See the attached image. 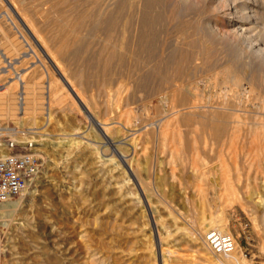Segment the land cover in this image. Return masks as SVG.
<instances>
[{
	"label": "bare ground",
	"instance_id": "6f19581e",
	"mask_svg": "<svg viewBox=\"0 0 264 264\" xmlns=\"http://www.w3.org/2000/svg\"><path fill=\"white\" fill-rule=\"evenodd\" d=\"M31 3H32V0L31 1L30 0L29 1L28 0H0V33L6 36L5 33H6V30L8 29V30H14L15 34L19 33L20 36L22 35V31H24L25 33L27 32L26 34L29 33L33 37H35V41L37 42L36 48L39 47L41 49H44L45 51L44 55H46V57L48 58L49 64L51 63L52 69L59 74V77H61L60 80L62 81V83L64 81L67 88L75 95V97L77 98V101L79 102V105H81L83 112L87 114L86 118H89L91 122L95 124V126L104 136V138L107 139L108 144L117 146V150H115L114 155L111 158L106 159L105 156H103L105 159L104 158L99 159L98 157L97 159L99 161H96L97 159L95 160V162L98 163V168L101 171L105 172L106 174V177L102 179L104 180L103 182L106 183L105 185L106 190L103 191L105 193L103 194L104 196L103 195L102 196L103 197L107 196L106 197L107 199L113 198V204H106L107 206L104 208V211L101 214L97 215L95 219L97 223L96 225L97 231L95 232V237H92L90 232L87 229H84L85 227L83 229L81 228L80 234L79 233L77 234L79 235L78 237H79V240L82 246L81 249L83 250L81 252H82V255L84 256L82 258L83 261H80V262H76V260L74 259L75 257L74 258L72 257L76 262L75 264H170V259L172 258V255H174L173 254L174 251L171 250V244L175 243V245L179 246L180 244H184V243H189V244L192 243L198 248L197 250L199 252L208 251L207 249H210V247L207 244L205 235H206V232L210 230V228L214 230H218L219 232L223 234L230 235L229 221L224 211L221 213V215L219 214V216L218 215H215V216L212 215V217L210 216L209 219L208 217L206 218L204 214L199 215L198 213V215L194 219L193 225H191L192 229L189 230V232L184 231L183 228H180L178 226L179 221H178V218L175 216V214L173 215L172 213H170V219H169L171 222L170 223L171 225H170L169 222L167 221L168 218L165 219V216L164 218H162L163 216L162 217L159 216L158 212L160 210L158 208H155L158 210L150 209L147 212L146 207H148V205L152 206V204L150 203H153V202H150V198L148 199L146 197V191H147L145 187L146 181L144 182V179L142 177L143 174L141 175V168H140L141 166L139 167V164H137V161H136L137 159L140 158V156L137 155L139 154L138 146L140 145L139 144L140 138L134 139V136L137 134L139 136L143 134L147 135L146 132H149V129H146V127H148L149 125L144 126V129H139L137 131L134 129H131V130L136 131V133L141 131L140 133H137V134L133 133V138L127 139L128 136L122 138L121 134L127 135V133L129 132L128 130L126 131L122 130V132L124 131V133L119 134L121 135V137H118L117 133L121 131L122 127L121 128L119 127L120 131L117 132L116 129L118 128H115V127H118V126H115L112 128L110 127L111 126L110 123H108V121L112 118L109 119V117L108 118L105 117L104 118L105 120L106 119L107 120L109 119V120L102 121L101 119H99L100 118L99 116H98L99 118L95 116L97 114L92 113L94 109L91 108V106L93 105L95 106L97 104L96 100L92 98L91 99L92 103L91 102H90L91 104L87 103L84 99L85 97L84 95L86 93L84 92L85 94L83 95L82 94L83 92H81V91L86 90V88L89 85L88 83H90L88 81L83 82L84 81L83 78H86L87 80V78H89L90 75L89 73L88 74L83 73L80 70L81 68H78L76 66L74 67L73 63H71V62H74L75 60L74 58L76 57V55H78L77 50L75 51V49L73 48V43L71 42L73 40H74L73 42H78V41L81 42V39H82V42L85 48L88 49V51L93 50L98 53L97 60L96 59L94 60L98 61L99 65H101L99 68L102 67L101 70L103 69L102 74L99 76L100 77L99 84H101V87L102 86L106 87L107 84L109 83V80H112L110 79L111 78L110 66L113 63H115L114 66L116 65V68H118L117 72L115 73L116 75L115 79L117 78V75H120V76L125 75V77L127 76L128 78L129 77L128 72H126L127 74L126 73L122 74V72L124 71V69L127 71L130 68L131 72L129 70L128 71L131 73L130 74L131 78L130 77L129 78L133 80L134 85L137 87L139 86L142 78H144L145 81H148L149 79L152 80L151 78H149L150 76L148 75L149 71L148 72L145 71L146 73L143 76L140 75L139 72H140L141 66H143V69L152 67L151 70L153 69L154 71L153 72L154 75L152 73L153 77L163 76L162 79L164 78L163 79L164 84H166L167 86L168 85L170 86L169 87L170 89L169 97L170 98L169 97L168 98L173 104L172 105L171 103H169L172 106V110H173L172 113L175 117L180 118V120L184 122L183 124L188 128V130L184 133L182 132L180 133V130H179V133L176 135H174V132L176 133V131L173 130L172 133L174 137H172L168 135L170 134L168 130L170 128V125H169L170 123L168 122V120H165V121L161 120L159 121L160 125L158 126V129L156 131L154 130V133L152 134L153 136L155 135L157 139L159 138L163 140V142H166L167 140H169V136L172 137L170 138L171 141L175 137L178 138L179 143H181L179 139H183L184 143L183 142L181 143L182 147L180 144L178 145H180V148H181V155H183V157L186 156L184 157L185 159L183 158L184 160L186 159L191 160V161L194 160L193 152L195 151V149H198L197 144L199 141H202L203 143H205L206 140H209V142L210 143L212 142V144H215V143L218 144L220 140H221V143H223L224 140L222 141V139H225V140H228V143L229 142L233 143L238 138L237 134L239 136H242V134L244 133L243 134L244 136L242 137H244L245 139V144L243 145L244 146L246 145L245 148L247 147V154L250 156V158L253 161L254 159L252 155L250 154L251 153L250 151L252 150V148L254 150V147H256L257 148L256 150L258 151L257 152L258 160L261 163L264 161V0H55V2L52 3L51 5L52 7L51 9H49V11L45 10L44 12L43 10V12H41L39 15L37 12L40 11V9H37V11H35L34 8L30 6ZM64 5H67V9L62 8V6L64 7ZM41 8L43 9V6ZM50 16H54L56 17V19H54L49 25L48 22L53 19V17H50ZM35 17L39 19L44 18V22L46 19L45 23L49 25V28L44 26L46 27L44 30L43 27L42 28L40 26L37 27L35 22H37L38 24V21H42L41 23L39 22L40 24H42L43 20L36 19L38 21H35L34 19ZM47 19H51V20L47 22ZM189 20H191V22ZM164 21L167 23V25H169V28L178 27L176 29L181 30V31L180 30L178 31L179 38L176 37L178 39L174 43H170V44L167 43L166 38H165V41L162 40L163 42L157 41L158 38L156 37L157 33L155 32V30L158 26L162 25L161 23H163ZM195 22H197L198 25ZM48 29L51 30V33H53L56 37L54 35L53 36L56 39H58L57 42L59 45L55 43L54 41H53L54 43L52 44L54 45L57 44V47L60 46L59 50H63L60 48L61 46H64L66 43L64 42V39H67L65 36L69 37L68 39H72V41L71 40L67 41V43L69 42L71 44L69 46V49H72V48L74 49L70 57V59L72 58L73 60L67 63V65L69 64L68 67L67 65L63 66L66 61L65 62L63 60L61 61V59L56 57L57 53L55 52H58L59 51L58 49H55L56 51L54 52L51 49V52H50V47L44 46L46 38L44 37V35H41V34L43 30L46 31ZM176 29H173V30H176ZM191 30L196 31V33H198L200 36L199 37L200 46L198 45L199 49L197 48V50L195 49L196 48L195 39L193 38L194 40L192 39V41L187 40L189 39V36H187L186 33H189V32L193 33V31ZM179 32H183L184 36L180 35ZM196 33H193V34L197 36ZM3 35H2V42L4 43L5 46L3 45L4 47H2V49L6 47V53L11 52L12 50L14 52V50L16 49L20 50L22 47H26V46H29V48L33 50V48L29 45L30 44L29 40L27 41L25 37H24V40H22V42H18L16 40L8 42L9 39L4 38ZM18 35L16 37H19ZM176 35H177V32H176ZM180 36H183V37H180ZM51 37H52V34L50 38ZM54 37L53 39H55ZM43 38H45V40ZM53 39H50V40L52 41ZM23 42H25V45H22ZM48 43H51V42H48ZM48 43H45V45H47ZM214 46L219 48V54H221L222 57L225 56L226 60L224 59L223 60L224 62L222 61L223 63L220 64L218 68L216 67V70H213L214 72L217 71L215 72V74L212 71L213 76L211 75V77L212 78L214 77L213 78L214 81L216 80V83L218 84L220 83L223 86L224 84L226 86L228 84L230 86L229 89L231 92L230 94L231 98L229 97V100L233 101V104L230 101L231 104H228V105L202 106L200 104L201 105L200 106L198 104L200 103L199 101H201L202 96H200L199 98V94H198L199 92L197 93L198 95H194L196 93L192 94V96L194 95L195 98L194 97L192 98V96L189 97L188 94L190 92H187L185 90L186 86H183L181 84L177 85L176 82L179 81L181 77L184 80L185 79L184 77L189 76L188 73L190 72V69L191 70L194 69L193 70L194 74L197 73L198 69H202V72H203L204 66L208 62L207 60L211 57L210 56L209 58H207V54L208 53L210 54L209 51L213 49ZM46 49L49 51V53L48 51H46ZM194 50H196V52ZM71 51L72 50H70L69 52ZM52 52L55 54H53ZM153 53H156L155 56H152ZM59 54H61V52ZM83 57H86V55ZM86 59L88 58L86 57ZM40 60H41V57H40ZM198 60H201L202 62L198 63ZM68 61H69V58L67 62ZM209 62H212V60L211 61L209 60ZM94 63L92 64L89 63L88 65L85 64V66L86 68L94 67L95 69V65L97 64L93 65ZM125 65H127V67L129 68L126 69ZM7 67H10V65H8ZM113 68L116 69L115 67ZM164 69L166 70L163 72ZM4 71L8 72L9 70L3 69L2 72ZM98 71H100V69ZM113 71L115 72V70ZM97 74L99 73L97 72ZM48 75H49V82L47 81V83L49 85V89L47 90L49 91V93L48 92L47 93L49 97H48L47 103L43 102L45 101L44 99H46L47 97V96L45 97V92H42V89L40 88L41 86L38 88L36 84H32L36 86L34 87L32 85H28L26 82L27 85L26 84L23 85V91L21 93L19 92L17 95L13 87H10V88L6 87L4 91H2L0 88V120L2 119V117L15 116L16 113L17 115H24V114L34 115L38 113L39 111H43V110L48 111L49 113L50 104H52V102L54 103L57 102V104H61L62 101L64 100V96H63L64 93L62 92L63 95L59 93L60 83L58 84L57 79H53L49 73ZM17 76L20 77V78L18 77V80L21 81L22 75L16 74V77ZM195 77L197 76L195 75ZM211 77L210 79H212ZM127 78H125V81L127 80ZM197 78H195V80ZM121 79L119 78V80ZM123 80L124 79H122V81ZM74 81H76L78 85L74 83ZM125 81H123V83ZM128 81H130L129 83H132L131 80L128 79ZM196 81L195 83H197ZM192 83H194V81ZM192 83L190 85H192ZM245 84H247L248 86L244 87ZM48 85H46V88ZM189 89H192V88L189 86ZM140 91L143 92V90H140ZM160 91L162 90L160 89ZM166 92L168 93V90ZM246 93H248V95L245 96V101L248 102V101H251V99L254 100L253 102H256L255 100L259 101L258 105L254 103L257 105L254 107L256 109V112H252L251 110H249V107H248L249 105L244 104L243 96L246 95ZM105 94L106 93H104L103 96H105ZM90 95H94V94H90ZM112 95L114 94H111V96ZM166 97L167 96H165V98ZM197 98L200 99L198 101L199 103H197V105L195 103L192 105L193 101L196 100ZM74 99H73V102H74ZM108 99L109 98H106V100ZM103 100L105 99L103 98ZM108 101H106L107 103H105V101L102 102L104 103L103 106L110 104V106L109 105L108 106L111 108L113 104L109 103ZM73 102H72V105L75 104ZM53 106L55 105L53 104ZM240 106L242 107V110L240 109ZM105 107L107 106H104V108ZM109 107H107V109ZM238 108L240 110H238ZM70 109L72 110L71 107ZM90 109H93V110L91 111ZM97 109L99 111L101 107L100 109L99 108ZM113 109H110V110L112 111ZM74 110L76 109L73 108V111ZM104 110H103L104 113L99 112L100 116L101 115H103V117L104 115L109 116L113 112L114 114H116L115 113L116 110L113 112H110V110H108L110 114L106 110V108ZM96 111L94 110L95 113ZM107 112L108 114L106 115ZM122 115L125 116L124 113ZM129 115H130L128 117L129 119L127 117L126 118L128 119V121H131L132 119L131 113H129ZM115 116L114 118H116ZM21 118H23V116ZM24 118H27V117L25 116ZM144 119L143 121H140V122H145ZM177 121L179 122V119ZM109 122H112V120ZM145 123L143 124L145 125ZM153 123H156V122H153ZM124 125L127 126V122ZM24 126H25V122H24ZM130 126L132 125L130 124ZM140 126H141L140 124H139V127L136 125L137 129L141 128ZM128 127L129 126H127L126 128ZM148 128H150V126ZM114 129L117 132L115 133L117 135L116 138H114L113 135L115 134L112 132V130L115 131ZM77 130L74 134H79V133L81 134V127H79V129ZM132 132L133 131H130L129 133L132 134ZM239 132L240 133L243 132V133H241L240 135ZM30 133H32V131H30ZM111 133L113 134L112 135L113 137H111ZM21 135H14L12 141L20 142L24 149L27 148L29 143H31L33 147L36 144L40 145L41 142L43 143L45 141V140L42 141L43 139H41V140H36L35 142L33 139H30L28 136H23V135L21 136ZM242 137H241V140L243 141ZM73 141L74 139H69V141L67 142V145L65 144V142H60L59 147L63 148V145H66L69 147L70 150L79 149L80 151L81 149L79 148L80 142L74 143ZM1 142H3V140H0V157L8 155L11 152L10 148L6 147L7 145ZM84 145L87 146L86 143ZM84 145L82 144V146ZM128 145L133 147V150H134L133 156L128 155V154L126 155L124 153V152L129 151V148L127 147ZM229 145L231 146L232 144H229ZM88 146L92 147L90 144ZM88 146L85 149L82 148L84 150L82 152V155H85L87 157V160L91 161L94 159L92 156L94 154V151L92 150V148H89ZM69 149L66 150L65 148L66 155L68 152L70 153ZM36 150L37 149L34 148L32 151H36ZM177 151L179 153L180 150L178 149ZM196 152L198 151L196 150ZM130 153L131 152L129 151V154ZM111 154L113 153L110 152V155ZM179 155L180 154H178V157ZM94 156L96 157V155ZM137 156L139 158H137ZM191 161H188V162L191 163ZM261 166L262 164H260V167ZM66 167L68 169V166ZM260 171H262V174H264L263 166L261 167ZM196 172H200L199 176L201 175L205 176L208 174H212L213 171L208 170L204 172V171L199 170ZM128 173L131 175V177H133V180L135 183H131L133 182V180L132 178L129 177ZM81 177H84V176L81 175ZM82 184H83V181H82ZM134 184L135 186L139 187V189H141V192L143 193V197L142 196L138 197V193L134 192V190L136 191V187H132ZM78 192L79 191H77L76 193ZM81 195L82 193L79 194L80 198L85 199V196L81 197ZM232 196H236V195L234 194ZM141 197L143 198V200L141 199ZM239 200L241 202L242 207L245 209H248L250 207L254 208L256 207L255 206L256 204L258 205L261 202L260 200L255 201V198H248V197H244ZM232 202L233 201L231 200V204ZM10 203L11 202L7 203L5 207L7 208V205H9ZM262 207H264V205ZM150 208H154V207L152 206ZM135 212L137 213V216L139 217L142 214L145 216V218L150 217L149 219L148 218L146 219L147 223L143 220L145 222V225H143V228L140 227V225L138 228L133 227L134 226L133 219L135 218L132 217V214ZM169 212H170V209H169ZM5 213H7V211H4V217H7ZM150 222L153 223V227L150 224ZM4 224L7 225L8 221H5ZM172 225L174 226V229L173 228L171 229ZM154 230L158 236L157 243L159 245V248H156L155 244L151 243V240H150L151 235L154 234L152 233V231ZM54 239L56 238L54 237ZM142 241L145 246L144 248H142L143 250H141L140 252V249H139L140 247L138 248V243ZM164 245L165 247L166 246L167 247L164 248ZM210 251L212 252V254L211 252L210 253L202 252V254L199 257L200 260H203L207 263L209 262V264H252L246 260L245 255L242 252V248L239 245H236L235 250L230 254H215L211 249ZM209 254H211L212 256ZM221 258H223V260ZM143 260L146 262L143 263ZM21 264L23 263L21 262ZM38 264H45L44 259L43 260L41 259V261H39Z\"/></svg>",
	"mask_w": 264,
	"mask_h": 264
},
{
	"label": "rangeland",
	"instance_id": "374dc122",
	"mask_svg": "<svg viewBox=\"0 0 264 264\" xmlns=\"http://www.w3.org/2000/svg\"><path fill=\"white\" fill-rule=\"evenodd\" d=\"M53 2H55V0H47V2L46 0H32V3H31L32 5L30 4V6H32L35 11H37V9H40V11L37 12L39 15L41 12H43V10L44 12L45 10L49 11V9H51L52 7L51 5ZM42 6H43V9L41 8ZM62 8L67 9V5H64V7L62 6ZM36 17L34 18L35 21L43 20V23H42L43 25L40 24L42 21H38V24L37 22H35V24L37 25V27L38 26H40L41 28L43 27L44 30L46 27L49 28L50 23L54 19H56V17L50 16V17H53V19L52 18H51L52 20L47 19V22L51 20L48 22L49 24L48 25L47 23H45L46 19L44 22V18L39 19ZM189 21L191 22V20ZM161 24L162 25L158 26L159 28L157 27L155 30V32L157 33L156 37L158 38L157 41L158 42H161L162 40L165 41V38H166L167 43L169 44L174 43L179 38L178 31L180 29L177 30L176 28L178 27L169 28V25H167L165 21ZM167 26L169 29L167 28ZM173 29H176L177 31ZM44 30H43L44 33L42 32L41 35H44V37L46 38V41L49 40L48 42H51V43H48L45 41V43H48V44L45 45L44 43V46H47V47L49 46L50 52H51V49L53 52L56 51L55 49L59 50L60 46L57 47L58 39L55 38L56 36L53 33H51V30L49 29L46 31ZM175 31L177 32V35ZM26 33L22 31V35L20 36L19 33L15 34L14 30H8V29L6 30V33H5L6 36L0 33V46H1L0 47V88L1 90L4 91L6 87L8 88L13 87L17 95L19 92L21 93L23 91V85L26 84V82L28 85L36 84L38 88L41 86L40 88L42 89V92H45V97L46 96L47 97L46 99H44L45 101L43 102L47 103L48 97H49L48 96L49 91L47 90L49 89V85L47 83V81L49 82V75H48L49 73L53 79H57L58 84L60 83L59 93L61 95H63L64 93L63 95L64 100L62 101V103L60 102L61 104H57V102L55 103L52 102V104H50L49 113L48 111H45V110L39 111L38 113L34 115L32 114L31 115L29 114L28 115L26 114L17 115L16 113L15 116L2 117V119L0 120L1 126L15 128L20 131L19 135L22 134L23 136H28L30 139H33L35 142L36 140H41V139H43L42 141L45 140L43 143L41 142L40 145L36 144L35 146L31 147L30 150H28L27 152V153H32L36 155L37 158L39 159L40 167H39V173L37 177L30 184V186L28 187L25 193H23L22 195L16 197L15 199L11 201V203L9 204L10 207L9 205H7V208L4 207V211H7V213H5L7 217H4V212H3V220L8 221V224H7L8 226L4 224L6 240H5V247H4V258H3L2 264H12V263L21 264V262L23 264H38L39 261H41V259L42 260L44 259L45 264H58V263L59 264H75L76 262L83 261L82 258L84 256L82 255V252H81L83 250L81 249L82 247L81 242L78 237L79 235L77 234L78 233L80 234L81 228L83 229L85 227L84 229H87L90 232L91 236L95 237V232L97 231V226H96L97 223L95 219L97 215L101 214L104 211V208L107 206L106 204H113V198L107 199L106 198L107 196L103 197L104 196L103 194L105 193L103 191L106 190L105 189L106 183L103 182L104 180L102 179L106 177V174L105 172L101 171L98 168V163L95 162V160L98 157L99 159H103L104 158L103 156H105L106 159L111 158L114 155L115 150H117V146L108 144L107 139L104 138V136L95 126V124H93V122H91L89 118H86L87 114L83 112L81 105H79V102L77 101V98L75 97V95L67 88L64 81L62 83V81L60 80L61 77H59V74L52 69L51 63L49 64L48 58L46 57V55H44L45 54L44 49H41L39 47L36 48L37 42L35 41V37H33L29 33H28L29 34L28 36V34ZM50 33L52 34L51 38H50L51 36ZM193 33H196V31H193ZM193 33L192 32L186 33L187 36H189V39L187 40L192 41V39L194 38L196 41L195 49L197 50V48L199 49L198 45L200 46V42H199L200 36L198 33H196L197 36H195ZM179 34L184 36L183 32H179ZM2 35L4 38L9 39L8 42L15 41V40L18 42H22V40H24V37H25L27 41L29 40L30 44L29 43L28 44L33 48V50L30 49L29 46H26V47H22L20 50L16 49L14 50V52L12 50L11 52L6 53V47L2 49V47L5 46L4 43L2 42ZM17 35L19 37H16ZM183 36H180V37H183ZM53 37L55 39H53ZM65 37L67 38V39H64V42L66 43L65 45L64 44L63 45L65 47L61 46L60 49H63V50H59V51L57 50L58 52H55L57 53L56 57L61 59V61L62 60L64 62L66 61L65 64L63 62L64 65L62 64L63 66H66L67 63L73 60L72 58L70 59V57L74 49L75 51L77 50L78 55H76V57L74 58L75 59L74 62H71V63H73L74 67L76 66L78 68H81L80 70L83 73L85 74L89 73L90 75L89 78H87V80L86 78H83L84 80L83 82L85 81L90 82L88 83L90 86L88 85L86 90L81 91V92H83L82 93L83 95L86 93L84 95L85 96L84 99L87 103L91 104L92 98L96 100L97 104L95 106L90 105L91 108H93L95 111L97 110L95 113L93 109H90L91 111L93 110L92 113L97 114L95 116L96 117L99 116L100 118L99 117L98 118L101 119L102 121H108L110 118H112L109 121L112 120V122L115 123L116 125L108 121V123H110L111 125L110 127L113 128L115 126H118V127H115V128H118L116 129L117 132L120 131V128L122 127L120 132L117 133L115 129H114L115 131L112 130V132L114 134L117 133L118 137H121L122 135V138L126 136H128L127 139L133 138V133H136L137 130L144 129V126H147V125L150 126V128H148L149 126L146 127V129H149V132H146L147 135L143 134L139 136L137 134L141 132L139 131L136 133L137 135L134 136V139L140 138L139 139L140 145L138 146L139 154H137L138 156H140V158L137 156V158L139 159H137L136 161H137V164H139V167L141 166L140 167L141 175L143 174L142 177L144 179V182L146 181L145 187H146V190L148 191V192L146 191V197L148 199L150 198V202H153L150 204H152V206L154 207V208H150L152 206L148 205L149 208L146 207L147 212L150 209L154 210L155 208H158L160 210L158 212L159 216L160 217L163 216L162 218H164L165 216V219L168 218L167 221L169 222V224L171 223L169 220L170 213H172L173 215L175 214V216L178 218V221H179L178 226L180 228H183L184 231L189 232V230L192 229L191 225H193L194 219L198 215V213L199 215L204 214V216H206V218L208 217L209 219L210 216L211 217L212 215L219 216V214L221 215V213L224 211L229 221L230 235L236 241V245H239L242 248V252L244 253L246 260L252 264H264V207H262L264 205L263 204L264 202V174H262V171H260L261 167L262 166L264 167V161L261 163L259 162L258 156H257L258 151L256 150L257 149L256 147H254V150L252 148V150L250 151L251 152L250 154L252 155L254 159L252 161L250 156L247 154V147L245 148L246 145L245 146L243 145L245 144V139L244 137H242L244 136L243 135L244 133L241 132L243 133L242 136H239L237 134L238 138L233 143H230V142L228 143V140H225V139H222V141L224 140L223 143H221V140H220L218 144H216L215 142H213L215 144H212V142L210 143L209 140H206L205 143H203L202 141H199L197 144L198 149H195V151L193 152L194 160L193 158H192L193 161L188 160V159H186L187 161L184 160L185 159L184 157L186 156L183 157V155H181V148H180V145L182 147L181 143L182 142L184 143V140L179 139L181 142L179 143L178 138L175 137L174 138L175 141L174 139H172L171 141L170 138L174 137L172 133L173 130L176 131V133L174 132V135H176L179 133V130H180V133L181 132L184 133L188 130V128L183 124L184 122L180 120V118L175 117L172 113L173 111L172 106L169 104V103L172 104V102L169 100L170 98L169 97V90H170L169 87L170 86L169 85L167 86L166 84H164V81H163L164 78L162 79L163 76L153 77L154 71L153 69L151 70L152 67L143 69V66H141L142 68L140 67V72H139L140 75L143 76L146 72L149 71L148 75H150L149 78H151L152 80L149 79L150 81L149 80L145 81L144 78H142L139 86L137 87L134 85L133 80L130 79L131 70L129 67H127L128 64L125 65V68L126 69L129 68L128 70L130 72L124 69L122 74L128 72V76L130 78L129 77L127 78V76L125 77V75L123 76L121 74L122 76L117 75V78L115 79V76H116L115 73L117 72L118 68H116V65L114 66L115 63H113L110 66V70H111L110 79L112 80H109V83L107 84L106 87H103V86L101 87V84H99V80H100L99 76L102 74L103 69L101 70L102 67L99 68L101 65H99L98 61H96L98 57L97 55L98 53L93 50L88 51V49L85 48L81 38H80L81 42L80 41L73 42L74 40L72 41V39H68L69 37L67 36ZM45 38L43 39L45 40ZM49 38L53 40L51 41ZM70 40L72 41L71 43H73L74 49L72 47H70L72 49H69V46L71 44L69 42L67 43V41H70ZM53 41L57 44L55 45L52 44L54 43ZM22 45H25V42H23ZM213 49L209 51L210 54L209 53L207 54V58L211 56L210 57L211 59L209 58L207 60L208 62L204 66L203 72H202V69H198L197 73L194 74L193 73L194 69L193 70L190 69V72L188 73L190 77L189 76L184 77L185 78L184 80L181 77L180 80L176 82L177 85L181 84L183 86H186L185 90L187 92H190L189 94L187 93L189 97H191L192 94L194 93H196L194 95L199 94V98L200 96H202L201 101H199L200 99L197 98L196 100L193 101L192 105L194 103L197 105V103L199 102L200 103L198 105L201 104L202 106H213V105L222 106V105L231 104V102L233 104V101L229 100V97L231 94L230 89H229L230 86L228 84L227 86L225 84L223 86L220 83L219 85L218 83H216V80L214 81L213 79L214 77L213 78L211 77V75L213 76L212 71L216 70V67L218 68L219 65L222 64L224 62L223 60L226 58L225 56L222 57L221 54H219L218 47L214 46ZM68 50L69 51L72 50V51L69 52ZM196 50L194 51L196 52ZM46 51L48 50L46 49ZM60 52L61 54H59ZM155 54L156 53H153L152 56H155ZM85 55L88 59H86V57H83ZM40 57H41V60H40ZM68 58H69V61L67 62ZM209 60L210 61L212 60V62H209ZM8 61L13 64V68L7 67ZM201 62H202L201 60H198V63H201ZM89 63L91 64L94 63L93 65L97 64L95 65V69L94 67L86 68L85 64L88 65ZM111 67L112 68L115 67L116 69L114 68L112 69ZM98 68L100 69V71H98L99 70ZM3 69H8L9 71L2 72ZM113 70H115V72ZM165 70L166 69H164L163 72ZM97 72L99 74H97ZM16 74L22 75L21 81H19L16 78ZM195 75L198 78L195 77ZM118 77L120 79L121 78L124 79L123 81H125V78H127V80L123 83L122 79L119 80ZM210 77L212 79H210ZM195 78H197L196 79L197 81L195 80ZM128 79L131 80L132 83H129L130 81H128ZM193 81L194 83H192ZM195 81L197 83H195ZM74 83L77 84L76 81H74ZM191 83L192 85H190ZM63 84L66 86V88ZM46 85H48L47 88H46ZM245 85L244 87L248 86L247 84ZM32 86L36 87L35 85H32ZM189 86L192 89H189ZM138 89L143 90V92ZM160 89L162 91H160ZM167 90H168V93L166 92ZM89 93L94 94V95H90ZM104 93H106L105 96H103ZM110 93L114 95L111 96ZM194 95L192 96V98L194 97ZM247 95L248 93H246V95L243 96L244 104L249 105L248 106L249 110H251L252 112H256V109L254 107L258 105L259 101L255 100L256 102H253L254 100L251 99L252 102L248 101L250 102L248 103L247 101H245V96ZM65 96H67L68 99ZM165 96L167 97L165 98ZM103 98L105 100H103ZM106 98H109L108 99L109 101L106 100ZM73 99H74V102H73ZM104 101L105 103H107L106 101H108L109 103L113 104L111 108L109 107L110 104H108L109 106L108 105H104V106H107L110 109L114 108L111 111L109 108L107 109V107H105L106 110L107 111L110 110V112H113L116 110L115 111L116 114H114V112L110 114V112L108 111L110 114L109 116L107 115L108 112L106 113L107 116L105 115L104 117L103 115L100 116V113L102 112L104 113L105 111L104 110L105 108L103 106L104 103H102ZM72 102L75 104L72 105ZM254 103H256L257 105ZM53 104L55 106H53ZM70 107L72 108V110L70 109ZM73 108L76 110L73 111ZM97 108H99L100 110L98 111ZM240 109L242 110L241 106H240ZM240 109L238 108V110ZM123 113L125 116L122 115ZM129 113H131V118L133 119V120L131 119V121H128L129 119L128 117L130 116ZM22 116L23 118H21ZM25 116L27 118H24ZM114 116L116 118H114ZM105 117L106 118L109 117V119L105 120L104 119ZM176 118L177 120L179 119V122L176 120ZM143 119L148 124L145 122H140V121H143ZM161 120H164V121L168 120V122L170 123L169 124L170 128L168 129L170 134L168 135L172 137L169 136V140H167L166 142H163V140L159 138L157 139L155 135L153 136L152 134L154 133V130L156 131L158 129V126L160 125L159 121ZM24 122H25V126H24ZM126 122H127V126H129L128 128H126L127 126L124 125L126 124ZM153 122H156V123H153ZM129 123L132 126H130ZM143 123H145V125ZM139 124L141 125L140 126L141 128L137 129L136 125L139 127ZM79 127H81V134L80 133L74 134L76 130L79 129ZM131 129H134L136 131L131 130ZM122 130L124 131L128 130L129 132L130 131H133V132L132 134L128 132L127 135H125V134H121V133H124V131L122 132ZM30 131H32V133H30ZM241 133L239 132L240 135ZM112 135L113 134L111 133V137L113 136L114 138L117 137L116 134H115L116 136L115 135L112 136ZM62 136L64 139L62 138ZM241 137L243 141L241 140ZM69 139H74L73 141L74 143L80 142V146H79V148H81L80 151L79 149L70 150L69 147L66 146ZM60 142H65L66 145H63V148L59 147ZM83 142H85L87 146L89 144L92 146V147L88 146L89 148H92V150L94 151V154L92 155L94 159L91 161H88L87 157L85 155H82V152L84 151L83 149L87 147L84 145L85 143ZM82 144L84 146H82ZM229 144H232V145L230 146ZM127 147L129 148V151L132 154L131 153L129 154V151L124 152V153L126 155L128 154V155L133 156L134 155L133 147L130 145H128ZM34 148H36L39 151L37 150L32 151ZM65 148L66 150L68 149L70 150V153L68 152L67 155L65 152ZM130 149H132L133 151ZM176 149L180 150L179 153ZM196 150L198 152H196ZM175 151L177 154L175 153ZM110 152L113 154L110 155ZM178 154H180L179 157H178ZM94 155H96V157ZM96 161H99V160L97 159ZM188 161H191V163L194 165H192ZM260 164H262L261 167H260ZM66 166H68V169ZM195 169L196 171L201 170V171L206 172L208 170L209 171L212 170L213 172L212 174H208L205 176L204 175L199 176L200 172H196ZM81 175L84 177H81ZM128 175L133 180V177H131L129 173ZM81 180L83 181V184ZM131 183H135L134 180ZM132 187H136V191L134 190V192L138 193V197L139 196L143 197V193L141 192V189H139V187L135 186V184ZM76 190L79 192L76 193L77 192ZM81 193H82L81 197L85 196V199L80 198L79 194ZM234 194L236 196H232ZM142 197L141 199L143 200ZM244 197L255 198V201L260 200L261 202L258 205L256 204L255 205L256 207L254 208L250 207L248 209H245L242 207L241 202L239 200ZM231 200L233 201L232 204H231ZM227 204L230 206H228ZM11 205H13L14 207ZM158 209H155V210H158ZM169 209H170V212H169ZM132 217L135 218L133 219L134 228H138L139 225L140 227L143 228V225H145V222L147 223L146 219L150 218V217L145 218L143 214L139 217L137 216L136 212L132 214ZM150 224L153 227V223L150 222ZM172 228L174 229L173 225L171 226V229ZM210 230L212 229L210 228ZM210 230H208L206 234ZM152 233L154 234L151 235V238H150L151 243L155 244L156 248H159V245L157 243L158 236L155 233V230L152 231ZM54 237L57 240L54 239ZM144 246L145 245L143 241L138 243V248L140 247L139 248L140 252L141 250H143L142 248H144ZM166 247L164 245V248ZM197 249L198 248L192 243L190 244L184 243V244H180L179 246L175 245V243L171 244V250L174 251L173 253L174 255H172V258L170 259V264H202V263L209 264V262L207 263L203 260H200L199 257L202 254V252L210 253L211 252L210 249H207L208 251H200V252ZM72 257L73 258L75 257L74 259L76 260V262ZM221 259L223 260V258ZM145 262L146 261L143 260V263Z\"/></svg>",
	"mask_w": 264,
	"mask_h": 264
},
{
	"label": "built area",
	"instance_id": "2783aa9c",
	"mask_svg": "<svg viewBox=\"0 0 264 264\" xmlns=\"http://www.w3.org/2000/svg\"><path fill=\"white\" fill-rule=\"evenodd\" d=\"M10 68L13 64L8 61ZM19 75V74H18ZM19 76L16 78L18 79ZM20 78V77H19ZM15 128L0 125V140L10 148L8 155L0 157V264L3 263L5 247V227L3 220L4 207L16 197L25 193L39 173V159L32 153H27L31 143L23 148L20 142H13V136L19 135ZM206 241L215 254H230L236 248V241L231 235L218 230H210Z\"/></svg>",
	"mask_w": 264,
	"mask_h": 264
}]
</instances>
